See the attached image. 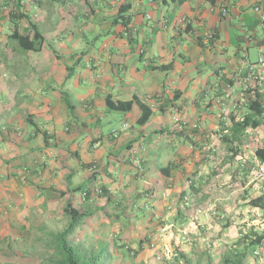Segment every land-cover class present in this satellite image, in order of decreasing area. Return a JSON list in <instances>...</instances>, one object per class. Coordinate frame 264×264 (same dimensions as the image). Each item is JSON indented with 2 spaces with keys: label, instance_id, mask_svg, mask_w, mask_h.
<instances>
[{
  "label": "crops",
  "instance_id": "1",
  "mask_svg": "<svg viewBox=\"0 0 264 264\" xmlns=\"http://www.w3.org/2000/svg\"><path fill=\"white\" fill-rule=\"evenodd\" d=\"M142 3L143 0H0V123L10 124L11 127L6 133L0 132V151L2 150L3 153V155L0 154V167L5 165L19 167L21 165L18 160L31 155L34 150L38 156L41 155L48 162L50 149L56 147L58 142L63 144L59 152L63 154L62 149L68 147L76 161H80V165L87 167L97 164L99 173L94 182L105 183L106 189L111 194L115 193L112 191L113 182L121 184L123 190L127 184L132 183L131 186L134 189L140 187L149 191L146 196L153 198L150 205L151 212L154 213L157 210L156 207L167 205L158 196L162 190H170L167 187L177 186L178 172L184 171L180 160L191 157L194 162V159H198L203 152V146L211 142L208 140L209 136H229L234 120L236 122L243 120L249 113V105L259 96L262 98L264 108V70L259 67L251 70L249 67L250 63L257 61L260 46L264 44V0H149L152 10L149 13H146L145 9L142 11L139 9ZM223 5L228 10L226 16L222 15L220 9ZM17 8L29 16L31 22L42 34L44 42L41 51L25 50L29 54H24L17 41L11 37L14 23L10 20V14ZM256 8L259 10L256 11ZM74 13H84L86 16L91 13L96 21L95 25H98L101 19L109 20L112 25L120 29L119 32H115L114 39L105 43L103 48L97 51L99 57H104V61L97 59L92 64L93 69L101 68L104 71L103 76L108 82L97 81L90 91L97 93V90H101L103 95L100 93L96 96L98 98L92 99H86L84 94L79 95L81 107L74 103H70V106L66 104L65 96L69 100L72 91L71 86L67 85L71 77L65 76V68H60L56 63L53 65L51 63L54 62L53 58L47 61L44 56H32V53L42 55L45 48L46 36L39 29L40 24L44 26L45 23L52 22L54 27L49 26L48 29L50 27L58 29L68 17L72 25L76 19ZM119 14L123 18H120ZM18 23L20 34L26 33L32 36L33 29L27 20L23 19ZM120 37L128 39L130 48L125 45V42L119 40ZM140 39L146 45V48H141L139 56L144 70L137 68L135 64L130 69L127 60L133 62V56L128 53L135 50L133 46L138 44ZM79 44L83 45L81 37L73 45ZM251 51H254L255 57H252ZM87 53L86 50H82L80 55L75 52L73 67H68L66 71L73 70L75 65L80 64ZM169 65L172 67H168ZM51 71L55 73L51 76L57 80L60 79L61 88V91L53 90V100H50L49 96L36 95L50 90L45 82ZM117 77L121 86L137 84L139 95L132 93L133 95H129L130 99L123 100L119 97L120 93L116 95L113 91L108 93L109 83L116 87ZM75 84L79 85V82ZM29 94H31L30 99L37 102V109L35 112H27V116L24 115L23 118L20 117L19 107L21 108ZM108 95L121 101H129L136 95L148 103L154 109L153 118H155L154 120L152 118L150 122L155 121L161 126L152 134L174 133L184 136L190 142L187 153L180 151L173 157L166 154L163 165L156 168L153 157L163 149V145L155 140L146 142L148 133L145 128L148 123L136 129L134 125H128V121L125 120L121 123V128L126 124L127 129L116 130L117 136H113L112 133L115 131L113 130L106 137L102 134L92 138V146L84 149L86 158L89 155L90 157L87 159L84 157L83 160L79 154L78 140L82 138L80 135L89 129L87 127L89 124L97 125L101 121L100 116L104 115V111L98 106L106 108L105 98ZM136 110H139L138 107H135L133 111ZM139 114L140 111L135 115V122ZM38 115H46L52 120L54 129H39L36 123ZM169 115L174 120L171 131L163 127L164 120ZM81 121L84 125L82 131L77 127ZM30 125L34 126V130H29L26 136L22 134L20 136L19 127L25 129ZM219 128L222 132L218 130ZM162 131L165 133H160ZM126 132L129 133L123 134ZM262 134L264 136V125L258 129H248L244 137L239 141L235 140L233 145L238 151L235 158L239 161L238 168L243 169L245 166L248 168V163L252 162L245 153L247 142L252 139L250 136ZM151 135L149 139H153ZM140 138L145 140L140 141L138 148L134 142ZM35 141L36 145H33ZM1 143L6 145L4 149ZM104 143L105 149L101 150ZM119 147H123L129 155L123 161L128 166V171H124L125 175L117 179L114 172L117 170L116 163L121 162L117 155ZM226 149L228 147L223 149L225 154L228 152ZM231 154L234 155V152L232 151ZM63 159L66 160V157L64 156ZM47 162L45 164L40 161L37 165L40 166L38 174L46 177L49 182ZM259 162L254 154L253 170ZM69 163L59 166L61 169L58 171L59 180L57 181L64 184L63 191L73 188L69 187L71 173H66L69 171L66 167H69L72 162ZM185 165L187 172L191 170L194 174L199 171L188 166L190 164ZM74 166L77 167V164ZM227 166H219L218 169L221 171L217 169L216 173L220 171L224 174L230 167L229 164ZM161 170H164L167 176L163 175ZM135 171L143 175L141 177L143 180L138 178V180L130 181V176L135 177ZM0 174H2L1 171ZM223 174H216L215 177L207 176L204 179L199 172L200 180H194V186L198 187L197 189L205 196L203 198L209 194L220 196L219 191L225 187L219 184L220 181L223 182L220 179ZM7 181L11 184V177ZM259 181L255 186L264 189V180ZM22 185L14 181L11 187L19 190ZM230 186L232 184L228 187ZM30 187L33 186L27 184L25 188ZM157 191L158 195H155ZM125 192L127 195L133 193ZM262 195L264 193L260 196ZM155 196H158V199ZM147 201L145 199V203L149 204ZM157 211L162 210L159 208ZM154 214V219L159 218L158 214Z\"/></svg>",
  "mask_w": 264,
  "mask_h": 264
},
{
  "label": "rangeland",
  "instance_id": "2",
  "mask_svg": "<svg viewBox=\"0 0 264 264\" xmlns=\"http://www.w3.org/2000/svg\"><path fill=\"white\" fill-rule=\"evenodd\" d=\"M139 9L141 11L145 9L146 13L151 12L149 0H143ZM81 14H76V19H74V24L72 25L68 21V17H66V22L58 29L51 28L53 26L52 22H47L44 26L40 24L39 29L46 36L45 48L42 55L32 53V56H44L47 61L53 58L54 62H51L53 65L56 63L60 68H65V76L69 73L71 74V78L67 83L68 86H71L72 91L69 100L70 103L80 107L82 102L79 95H86V99L95 98L101 93V90H97L98 92L95 93V91L91 92L90 88H93L97 81L108 82L107 78L103 76L104 71L101 68L93 69L92 64L97 59L104 61V57H99L97 51L102 49L105 43L115 38V32L120 31L109 20L101 19L100 23L95 25L96 21H94L95 19L91 13L88 14L89 16L84 13ZM145 23H147L146 20ZM49 26H51L50 29H48ZM79 37L83 39V45L74 46V42ZM119 40L125 42V45L130 48L126 37H120ZM133 47L135 50L132 53H128V55L133 56V62L127 60V65L132 68L135 64L137 68L144 70V66L139 61V56L141 48H146V45L140 39L139 43ZM21 50L22 53L29 54L27 51ZM82 50H86L88 53L83 57L80 64L75 65L73 70L66 71L68 67H73L74 53L76 52L80 55ZM251 55L255 57L254 51H251ZM51 74L55 73L51 71L49 78L45 82L50 90L36 94L38 97H41V95L44 97L49 96V99L53 100V90L61 91L59 86L60 79L57 80ZM6 79L9 80V78ZM75 82H79V85L75 84ZM115 84L116 87H113L109 83L107 87L108 93L111 91L115 95L120 93L119 97L123 100L130 99V94L139 95L137 84L121 86L118 77ZM101 95L103 94L101 93ZM30 96L31 94L25 99L21 108L19 107L20 117L24 118V115L27 116V112H35L37 109V102H33ZM29 100L30 102H28ZM98 107L104 111V115L100 116L101 121L97 125L89 124L87 126L89 129L80 135L82 138L78 140V145L80 146L79 154L83 160L86 158L84 149L92 146V138H97L102 134L105 137L108 136L113 130H119L121 123L125 120L128 121V125H134L136 129L142 128L134 121L135 115L139 113V110L127 114L109 111L101 106ZM164 121L163 127L171 131L174 125L172 116L169 115ZM36 123L39 129H54V122L47 118L46 115H38ZM83 126L82 121L77 125L81 131L84 129ZM160 127L155 121H152L145 128L148 133L146 142L155 140L163 145V149L157 152V156L153 157L156 168H160L163 165L166 154L169 157H173L174 154L180 151L185 154L190 147V142L184 136L174 133L169 135L152 134L155 129H160ZM10 129V124L0 123L1 133H6ZM25 129L19 127L20 136L21 134L26 136L29 130H34V126L30 125L25 127ZM218 130L222 132L221 128ZM150 135L153 139H149ZM224 137L209 136L208 140L211 142H207L208 145L212 146L209 157H206L208 153L202 150L203 152L198 156V159H194V162L191 157H185L180 160L182 166H184V171L178 172L177 186L167 187L170 190L163 189L159 195L158 191L155 194L167 204L156 207L157 210L160 208L162 211H153L158 214L159 218L154 219L155 214L151 212L152 207L150 204L153 202V198L152 196H146L149 191L140 187L134 189L131 186L132 183L130 185L127 184L123 190L121 184L113 182L112 191L115 192L113 201L116 204L112 203L108 208H101L105 203L103 201L104 197L93 194L89 204L92 209H96L98 212L96 215L91 216L86 224L71 236L72 241L87 250L92 249V247L97 250L100 244H107L112 255L110 264H186L183 260H178L177 255L180 252L186 254L194 264L197 262H201V264H206L207 262L222 264L223 256L229 248L235 246L243 250L244 246L247 245V242L243 240L244 235L248 234L250 240H253L254 236L251 231L264 234V211L249 205V201L252 198L264 193L263 188L255 186L262 179L258 176L257 166L253 170V165L255 164L254 154L257 149L264 147V136L263 134L250 136L252 139L248 140L245 153L252 162L248 163V168L245 166L243 169L237 167L239 161L231 154L232 151L229 150L230 144L223 140ZM143 140L145 139L140 138L134 144L139 148L140 141ZM1 145L2 149L6 147L4 143H1ZM33 145H36V141L33 142ZM62 145L57 142V146L50 149L48 162L41 155L38 156L34 150L31 155L18 160L21 166L16 168L6 165L0 167L2 172L0 180L1 182L4 180L2 184L0 182V264H44L49 256V242L52 237L47 235V232L60 231L67 224L63 208L68 200V195L65 197L61 195L64 192L62 190L64 184L62 185L57 181L59 180L57 177L59 176L58 171L61 169L60 165L72 162L69 167H66L69 170L66 173H71L72 176L69 181L71 184L70 188L86 181L89 173H99L97 164L87 167L80 165V161H76L75 156L71 155L72 152L68 147L67 149H62V151L64 150L63 154L60 153L59 148H62ZM105 146L106 144L104 143L101 146V150H104ZM226 147H228L226 149L228 150L227 154L223 152ZM1 151L0 154L3 155ZM117 155L121 162L116 163L117 170L114 172V176L118 179L120 176L125 175L124 171H128V166L123 161L129 154L126 153L123 147H119ZM202 155L203 157H201ZM64 156L66 160L63 159ZM195 160L198 161L196 162ZM40 161L41 163H48L46 168L49 169L47 172V176L50 179L49 182H47L46 177L38 174L40 166L37 163ZM227 163L230 167L223 174L218 168L222 165L228 167ZM75 164H77V167L74 166ZM185 164H190L188 166H192L194 170L199 169V171L194 174H192L191 170L187 172L185 171ZM217 169L220 170V174H223L222 178L220 177L223 182L220 181L219 184L225 185V187L219 191L220 196L209 194L206 198H203L205 196L197 189L198 187L194 186V180H200L199 172L202 173L201 176L204 179L207 176L215 177L216 174H219L216 173L218 172L216 171ZM134 176H130V181L138 180V178L143 180L141 178L143 175L138 174L136 171ZM9 177L12 179L11 184L7 181ZM14 181L23 184L19 190L11 187ZM27 184L33 187L25 188ZM67 184L68 181L66 182ZM231 184L232 186L228 187ZM37 185L39 187H36ZM102 187L106 188V184H96L94 188L99 189ZM242 188L245 189L243 190ZM125 191L133 193L127 195ZM158 196L155 197L158 199ZM145 199L148 200L147 203L149 204L145 203ZM82 202L81 193H76L75 204L81 206ZM117 202H120L119 206H117ZM165 227L168 229L165 232H161V229ZM182 231H187L188 235L183 237ZM152 242H155V247L151 246ZM245 264H264V240L262 244L250 249Z\"/></svg>",
  "mask_w": 264,
  "mask_h": 264
},
{
  "label": "trees",
  "instance_id": "3",
  "mask_svg": "<svg viewBox=\"0 0 264 264\" xmlns=\"http://www.w3.org/2000/svg\"><path fill=\"white\" fill-rule=\"evenodd\" d=\"M119 17L123 18L121 14H119ZM23 19L31 24V28L33 29L32 36L26 33L20 34L18 22ZM10 20L14 23V31L11 37L17 41L18 45L27 51H41L44 42L43 36L36 25L31 22L29 16L17 8L15 12L10 14ZM168 67H172V65H169ZM68 71H70V69H68ZM67 77H71V74L69 73ZM65 100L67 106H70V102L66 96ZM261 100L262 98L259 96L256 100L252 101L248 107L249 113L245 115L241 121L236 122L234 120L231 127V134L225 136L223 139L227 144H230V149L234 152L235 157L238 154L237 149L233 146L235 140L239 141L244 137L243 135L248 129H258L264 125V108ZM105 105L109 111L121 113H131L135 107H138L140 114L136 123L140 127L149 123L154 115V109L152 106L142 101L136 95L129 101L115 100L112 95H108L105 98ZM160 133L165 132L162 131ZM255 155L257 160L264 164V147L257 149ZM161 172L163 175L167 176L164 170H161ZM96 178L97 173H93L82 184L61 193L63 197L68 195V200L63 208V212L67 218V224L60 231L47 232V235H50L52 240L49 242L50 254L44 264H110L112 255L107 244H100L97 250L93 247L92 249L87 250L80 245H76L71 239V236L81 229L91 216L96 215L98 212V210L92 209L89 204L93 194L104 197L103 201L105 204L101 208H108L112 203L116 204V202L113 201V194H111L108 189L105 187L99 189L94 188L96 184L94 180ZM78 192L81 193L83 201L81 206L75 204V196ZM119 205L120 202H117V206ZM249 205L255 209L264 211V195L252 198L249 201ZM117 217H119V215H117ZM251 233L254 236V239L250 240L248 234L244 235L243 240L244 242H247L244 249L240 250L235 246L229 248L223 256L222 264H245L250 249L262 244L264 240V234L252 231ZM127 249L129 248L127 247ZM177 256L178 260H183L186 264H194L183 252H180ZM195 264H201V262ZM206 264L211 263L207 262Z\"/></svg>",
  "mask_w": 264,
  "mask_h": 264
},
{
  "label": "built area",
  "instance_id": "4",
  "mask_svg": "<svg viewBox=\"0 0 264 264\" xmlns=\"http://www.w3.org/2000/svg\"><path fill=\"white\" fill-rule=\"evenodd\" d=\"M220 9H221L222 15H224V16L228 15V10H227V8L224 5L221 6ZM258 10H259V8H256V11H258ZM249 67H250L251 70H254V69L258 68V67L262 68L264 70V44H262L260 46V55H259L257 61L255 63H250ZM125 129H127V125L126 124L121 128V130L123 131ZM117 133L118 132L115 130V131H113L112 134H113V136H117ZM211 149H212V146H210L208 144H206V146L203 147V151L207 152L208 156H210L209 154H210ZM257 171H258V176L260 178L264 179V164L259 162L258 165H257ZM167 229H168L167 227L162 228L161 232H165ZM182 235H183V237H186L188 235V232L187 231H182ZM151 246L155 247L156 246L155 242H152Z\"/></svg>",
  "mask_w": 264,
  "mask_h": 264
}]
</instances>
